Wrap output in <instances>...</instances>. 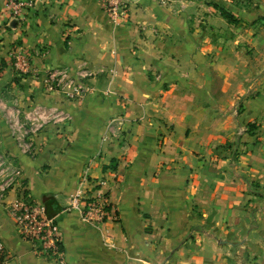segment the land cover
<instances>
[{
    "label": "crops",
    "instance_id": "crops-1",
    "mask_svg": "<svg viewBox=\"0 0 264 264\" xmlns=\"http://www.w3.org/2000/svg\"><path fill=\"white\" fill-rule=\"evenodd\" d=\"M8 1L0 99L55 105L70 118L46 126L29 156L0 110V149L18 156L34 199L56 216L66 264H264V33L248 25L232 43L215 41L230 22L196 21L194 2L129 0L125 20L102 0H33L17 21ZM237 13L264 15V3ZM15 48L29 72L16 70ZM51 67H87L93 91L71 100L47 90ZM113 117L124 120L115 133ZM86 169L106 180L111 200L99 225L64 209ZM0 242L4 264H57L34 253L2 202Z\"/></svg>",
    "mask_w": 264,
    "mask_h": 264
},
{
    "label": "built area",
    "instance_id": "built-area-1",
    "mask_svg": "<svg viewBox=\"0 0 264 264\" xmlns=\"http://www.w3.org/2000/svg\"><path fill=\"white\" fill-rule=\"evenodd\" d=\"M129 0H102L104 8L114 19H128ZM34 6L33 0H9L7 10L11 19H24L27 9ZM13 58L16 70L27 73L30 64L25 50L15 48L9 51ZM87 67H82L75 75L66 68L51 67L42 76V82L47 90H59L68 99H81L93 89L87 80L91 76ZM109 92V91H108ZM0 110L7 124L10 135L22 155L32 156L35 153V141L38 135L49 124L62 125L70 116L58 106H49L41 103H32L27 107L21 106L16 99H0ZM124 120L122 117H113L109 123L111 132L120 129ZM244 131V129H242ZM94 182L95 191L84 187ZM105 179L92 181L87 169L84 171L80 186L69 196L65 210H76L80 218L87 224L99 225L112 217L110 212L111 200L103 186ZM15 192L13 198L10 194ZM0 202H2L12 218L19 235L30 242L37 256L54 261L57 264H66L65 252L62 247L61 234L57 228L56 216L49 215L47 207L36 201L25 183L24 168L18 156L9 154L0 149ZM5 247L0 242V264L5 261Z\"/></svg>",
    "mask_w": 264,
    "mask_h": 264
},
{
    "label": "rangeland",
    "instance_id": "rangeland-1",
    "mask_svg": "<svg viewBox=\"0 0 264 264\" xmlns=\"http://www.w3.org/2000/svg\"><path fill=\"white\" fill-rule=\"evenodd\" d=\"M154 1L158 2L159 5H163V7L165 8L169 6L172 7L175 4L182 6L185 5L186 3L194 2L193 4H191V6L199 9L195 14V18H193L196 21L206 19L205 17L207 15L210 16L209 18L210 20L208 21H210L211 24L217 25L221 20L219 16L222 19H226L228 23L230 22L226 26V28L212 32V36L215 39V41H219L220 39L221 42H224V40H226L232 43L235 38H237L239 35L242 34V32H246L243 31V28L248 25H249L248 28L252 27L253 25L254 30L257 29L255 31H258L260 35L264 33V15H259L258 17L253 18L250 17V15L248 14L246 16L244 15L241 16L240 14L237 13L238 11H241L244 8H250L252 4L255 3L263 4L264 0H154ZM202 7L205 9L203 10L205 11L204 13L200 12L202 10ZM208 7L211 8L210 12L207 9ZM218 12H220L221 15H218L217 14ZM233 12L234 15H232ZM249 32H253V31H249Z\"/></svg>",
    "mask_w": 264,
    "mask_h": 264
},
{
    "label": "water",
    "instance_id": "water-1",
    "mask_svg": "<svg viewBox=\"0 0 264 264\" xmlns=\"http://www.w3.org/2000/svg\"><path fill=\"white\" fill-rule=\"evenodd\" d=\"M15 23H16V21H13L11 24L14 25ZM47 212H48L49 215H51V214L49 213L48 209H47Z\"/></svg>",
    "mask_w": 264,
    "mask_h": 264
},
{
    "label": "trees",
    "instance_id": "trees-1",
    "mask_svg": "<svg viewBox=\"0 0 264 264\" xmlns=\"http://www.w3.org/2000/svg\"><path fill=\"white\" fill-rule=\"evenodd\" d=\"M47 207V206H46Z\"/></svg>",
    "mask_w": 264,
    "mask_h": 264
}]
</instances>
